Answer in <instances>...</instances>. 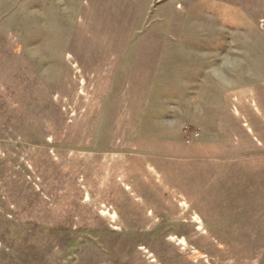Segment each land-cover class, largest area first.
I'll use <instances>...</instances> for the list:
<instances>
[{"label": "rangeland", "instance_id": "1", "mask_svg": "<svg viewBox=\"0 0 264 264\" xmlns=\"http://www.w3.org/2000/svg\"><path fill=\"white\" fill-rule=\"evenodd\" d=\"M0 264H264V0H0Z\"/></svg>", "mask_w": 264, "mask_h": 264}, {"label": "bare ground", "instance_id": "2", "mask_svg": "<svg viewBox=\"0 0 264 264\" xmlns=\"http://www.w3.org/2000/svg\"><path fill=\"white\" fill-rule=\"evenodd\" d=\"M183 242H184V241H183ZM183 242H182V243H183ZM185 243H186V242H185Z\"/></svg>", "mask_w": 264, "mask_h": 264}]
</instances>
